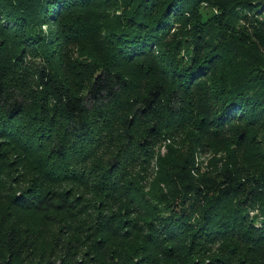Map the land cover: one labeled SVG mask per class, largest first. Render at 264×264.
<instances>
[{
	"label": "trees",
	"instance_id": "trees-1",
	"mask_svg": "<svg viewBox=\"0 0 264 264\" xmlns=\"http://www.w3.org/2000/svg\"><path fill=\"white\" fill-rule=\"evenodd\" d=\"M250 4L0 0V264H264Z\"/></svg>",
	"mask_w": 264,
	"mask_h": 264
},
{
	"label": "rangeland",
	"instance_id": "rangeland-1",
	"mask_svg": "<svg viewBox=\"0 0 264 264\" xmlns=\"http://www.w3.org/2000/svg\"><path fill=\"white\" fill-rule=\"evenodd\" d=\"M251 4V6H254V13L255 12H260L261 11V9L259 8V6L261 7H263L264 6V0H248ZM259 8V9H258ZM258 55V54H257ZM261 140V139H260ZM207 158H208V156H203L202 158H201V160H200V162L202 161V162H204V161H206L207 160ZM205 163V162H204Z\"/></svg>",
	"mask_w": 264,
	"mask_h": 264
}]
</instances>
